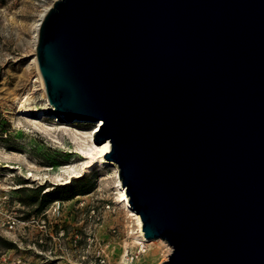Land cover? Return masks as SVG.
Masks as SVG:
<instances>
[{
  "label": "water",
  "instance_id": "95a60500",
  "mask_svg": "<svg viewBox=\"0 0 264 264\" xmlns=\"http://www.w3.org/2000/svg\"><path fill=\"white\" fill-rule=\"evenodd\" d=\"M35 57L162 264H264V0H54Z\"/></svg>",
  "mask_w": 264,
  "mask_h": 264
},
{
  "label": "rangeland",
  "instance_id": "374dc122",
  "mask_svg": "<svg viewBox=\"0 0 264 264\" xmlns=\"http://www.w3.org/2000/svg\"><path fill=\"white\" fill-rule=\"evenodd\" d=\"M53 1L0 0V264H162L171 248L135 232L116 202L115 168L88 167L77 148L89 142L94 120L32 115L49 108L33 63L32 26ZM40 184L41 192L68 187L35 212L38 202L24 205L18 188Z\"/></svg>",
  "mask_w": 264,
  "mask_h": 264
},
{
  "label": "bare ground",
  "instance_id": "6f19581e",
  "mask_svg": "<svg viewBox=\"0 0 264 264\" xmlns=\"http://www.w3.org/2000/svg\"><path fill=\"white\" fill-rule=\"evenodd\" d=\"M49 6L45 7L44 9H42V11L39 14V18L34 22V24L32 26L33 27V35H32V40L31 41H33V45L34 46H35V44L37 42L38 27H39V24H40V20H41L42 16L44 15V13L46 12V10L48 9ZM33 63H34V65L36 67V70H37V75H38V78H39V82H40L41 89L44 92L43 81L41 79V76H40V74L38 72V68H37L35 52H34V57H33ZM47 106L49 108H46V109H36L34 111L32 110L33 111L32 115L42 116V115L51 114V115H57L58 117H64L65 116V114H63L61 112H54L52 110L51 105L48 102H47ZM20 110L22 111V113L27 114V115L30 113V110L29 109H26L24 107H21ZM80 120H83L84 121L85 118H80ZM94 122H95V125L93 127H91L92 129L89 131L88 136H87L89 142H85V141H83L82 143L80 142V145L77 148L80 149V151L83 153V156L86 158V161L85 162H86V165L88 167H92L93 165L96 164V165H99V166L100 165L106 166V167L112 166V167L115 168L116 172L113 175L112 182H113V184L119 190L118 191L119 192V195L116 198V202L117 201L120 202L121 205H122V207L126 210L127 216H129L130 218H132V219L135 220L136 225H137V229H136L137 231H135V232L138 233V236L141 238V240L146 241V242L149 243L151 240H148V239H146L144 237L143 230H142V222H141V219H140L139 215L130 207V204L128 202V197H127V195L125 193V189L121 185L120 178H119V176L117 174V166H116V163L114 161L110 160V159H106L103 156L104 152H109V150L111 149V142H110V140L107 138L106 140H104L103 142H100L98 144L94 141L95 132L98 129L97 127L101 125L102 121L99 118L97 120H94ZM9 167H12V166H9ZM61 171H63V170H61ZM62 173H65V172H62ZM66 175H68V174H66ZM159 240H162V239H159ZM137 242L138 243H141L139 240ZM169 249H170V246H169Z\"/></svg>",
  "mask_w": 264,
  "mask_h": 264
},
{
  "label": "trees",
  "instance_id": "16d2710c",
  "mask_svg": "<svg viewBox=\"0 0 264 264\" xmlns=\"http://www.w3.org/2000/svg\"><path fill=\"white\" fill-rule=\"evenodd\" d=\"M67 187L68 186H57V187H54V189H52L51 191L48 190V191L41 192L43 188V184L37 185L35 187H27V186L23 187L22 186L18 188V191L21 192V196L19 197V199L24 205H27V206H33L38 202V206L34 210L35 212H41L42 209L45 208L47 201H50L53 198L57 197L56 192L58 190L65 189ZM70 197L62 196V198L60 199H66ZM26 215H28V213ZM2 241L7 247L9 248L14 247L12 243L4 242V240Z\"/></svg>",
  "mask_w": 264,
  "mask_h": 264
},
{
  "label": "built area",
  "instance_id": "2783aa9c",
  "mask_svg": "<svg viewBox=\"0 0 264 264\" xmlns=\"http://www.w3.org/2000/svg\"><path fill=\"white\" fill-rule=\"evenodd\" d=\"M20 260H18V262H19ZM104 262V258H99L98 259V264H102ZM23 264H25V263H23ZM78 264H81V262H79Z\"/></svg>",
  "mask_w": 264,
  "mask_h": 264
}]
</instances>
